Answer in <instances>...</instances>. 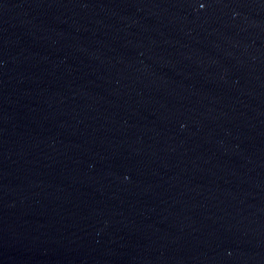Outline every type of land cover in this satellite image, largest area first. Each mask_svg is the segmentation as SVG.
Masks as SVG:
<instances>
[{
    "label": "water",
    "instance_id": "95a60500",
    "mask_svg": "<svg viewBox=\"0 0 264 264\" xmlns=\"http://www.w3.org/2000/svg\"><path fill=\"white\" fill-rule=\"evenodd\" d=\"M0 264H264V0H0Z\"/></svg>",
    "mask_w": 264,
    "mask_h": 264
}]
</instances>
